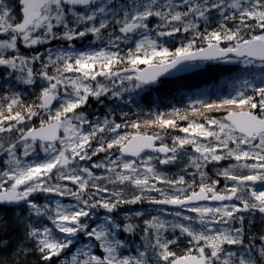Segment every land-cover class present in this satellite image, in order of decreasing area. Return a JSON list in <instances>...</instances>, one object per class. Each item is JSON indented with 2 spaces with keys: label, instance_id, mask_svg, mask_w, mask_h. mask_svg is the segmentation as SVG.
<instances>
[{
  "label": "snow or ice",
  "instance_id": "snow-or-ice-1",
  "mask_svg": "<svg viewBox=\"0 0 264 264\" xmlns=\"http://www.w3.org/2000/svg\"><path fill=\"white\" fill-rule=\"evenodd\" d=\"M89 36L103 47L77 49ZM204 62L242 66L234 94L143 121L81 110L109 95L139 107L133 92ZM5 206L21 232L10 264H264V0H0ZM8 226L0 215V248Z\"/></svg>",
  "mask_w": 264,
  "mask_h": 264
},
{
  "label": "rangeland",
  "instance_id": "rangeland-1",
  "mask_svg": "<svg viewBox=\"0 0 264 264\" xmlns=\"http://www.w3.org/2000/svg\"><path fill=\"white\" fill-rule=\"evenodd\" d=\"M179 39L180 38L177 37L175 40L170 41L167 44V46L170 49H174L175 47L180 46L179 45ZM92 40H93V38L91 36H89L82 41H76L75 42L76 48L80 49V50L90 51L93 48L103 47V45L100 44L99 42H95V43L90 44V41H92ZM56 43H58V42H53L52 45H48L47 47H54ZM37 47L39 48L40 51H44V47H46V46H37ZM122 48H124L123 45H122ZM213 64H217V65L222 66V67H230V66H236V68L242 67L240 65L227 64V63H222V62H213ZM143 66H145V65H141V67H143ZM244 76H245V74L243 72H238L235 75L223 78L219 83L217 82L215 85H212V86L202 87V88H199L195 91H190V92L185 91V92H180L177 94L174 93L172 95L173 96L172 98L168 97L167 99H165L161 102H157L155 105H162L164 107H169L170 112H171L174 108L185 110V106L187 105V103L190 105H195L197 101L216 102V101H219L220 99H223L225 97H228L229 95L234 94V91H233L234 85L238 84V81L241 78H243ZM97 79L104 82L103 78H101V77H98ZM150 90H151V88L147 87L143 90H137L136 92H133L131 95L137 100V102H140L142 95L145 92H150ZM37 91H38V89H36V88H27L26 90H24L23 96H24L25 101L27 102V101L34 100L35 96L37 94ZM152 94L154 95L155 98L157 97L155 92H153ZM125 95L127 96L128 94H125ZM126 106L127 105L124 104L123 102H121L119 100H114L109 95L107 97H102L100 102H97L95 99L90 97L88 104L81 110L85 111L90 117H93V118L95 116L103 117L110 110H114L117 122H122V120L120 118V113H121V110H123L122 112H124V110L126 109ZM222 114H223V112L209 113V115H212L216 118L222 117L223 116ZM129 119H130V116H129ZM148 119H153L152 115L149 118H142V117L139 118L140 121L148 120ZM177 122L180 126H185V121L178 120ZM32 123L35 125H38L39 124V118H33ZM124 131L134 132L135 130L128 128V129H125ZM169 131L172 133V135H184L183 133H180L179 131H173V130H169ZM169 143H170V141H169ZM189 151H191V149H189ZM41 156H43L42 153H41ZM103 158H104V153H101L98 157H93V161L103 159ZM129 159H135V158H129ZM229 163H234V161H221L219 166L227 167ZM216 169H217V166H214L213 164H209L207 169H206L209 176H211L213 179L217 178L215 176ZM96 171H97V173H99L100 170H96ZM167 172L170 176L176 175L179 172V167L178 166H168ZM219 179H220V185L218 187L223 188L226 181L222 177ZM65 183H68L69 186H71L70 182H65ZM228 183H231V182H228ZM110 187H111V185H110ZM125 191L127 194H131L133 189L127 188V189H125ZM153 195H156V194L153 193ZM38 199L40 200L41 203L44 202L43 197H38ZM62 202L66 203V204L75 203V201H73L71 198H63ZM201 205H205V204H201ZM206 205L218 206V204H206ZM152 207L153 206H150L147 204L127 205V206H125L124 209H121V212H123L126 209H148L149 211H151ZM169 210L171 211L172 209H169ZM185 214L196 215L194 213H187V212ZM0 215H2L5 219H7L9 221V226H8L7 231L2 234L3 238L9 240V245L6 248H0V260L8 261L10 264L11 258L13 256L14 251H15V245H16L17 241H19L21 239V232L19 230V227L16 226L15 223L13 222V219H12L13 218V210L12 209H5V208L0 207ZM165 218L168 220L173 219V217H171V216H166ZM259 227H260V222H259V220H257L255 228L257 230H259ZM176 235H179L178 231H177ZM169 238H172V237L170 236ZM187 247H188L187 240L184 237H181L177 241L176 244L172 245V250L175 251L176 253H178V252L183 253ZM31 261H32V264H38V260L35 256L31 257Z\"/></svg>",
  "mask_w": 264,
  "mask_h": 264
},
{
  "label": "trees",
  "instance_id": "trees-1",
  "mask_svg": "<svg viewBox=\"0 0 264 264\" xmlns=\"http://www.w3.org/2000/svg\"><path fill=\"white\" fill-rule=\"evenodd\" d=\"M235 68L236 66L222 67L217 64H209L204 70H200L184 78L175 81H164L155 88L158 97L155 98L152 94V91L145 92L141 97L140 104H138L139 107L135 105L132 107H126L124 112H129V115L134 113L135 116L131 120H139V118L141 117L149 118L152 113L151 107L155 106L154 103L156 101L161 102L167 99L175 91H180L183 89L192 91L198 88L215 85L217 82L219 83L223 78L237 74L238 72L233 70ZM122 111L123 110H121V112ZM138 112H140V117H137ZM180 254H182V252L177 253V255Z\"/></svg>",
  "mask_w": 264,
  "mask_h": 264
},
{
  "label": "water",
  "instance_id": "water-1",
  "mask_svg": "<svg viewBox=\"0 0 264 264\" xmlns=\"http://www.w3.org/2000/svg\"><path fill=\"white\" fill-rule=\"evenodd\" d=\"M147 67V66H146ZM205 66L203 64H200L199 67H192L190 70L188 71H185V72H179V73H174L173 75H166L164 77H162L161 79H166V78H171V77H177V76H182V75H186V74H189V73H192V72H195V71H198L200 69H203ZM145 68V67H144ZM159 143V142H157ZM200 203H214V201H206V202H200ZM163 207H168V208H172V206H163Z\"/></svg>",
  "mask_w": 264,
  "mask_h": 264
}]
</instances>
